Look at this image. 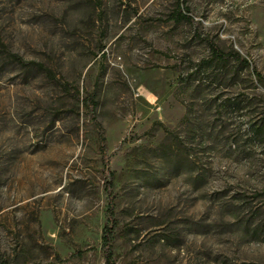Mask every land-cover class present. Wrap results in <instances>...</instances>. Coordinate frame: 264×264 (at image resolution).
Returning a JSON list of instances; mask_svg holds the SVG:
<instances>
[{
	"label": "rangeland",
	"instance_id": "374dc122",
	"mask_svg": "<svg viewBox=\"0 0 264 264\" xmlns=\"http://www.w3.org/2000/svg\"><path fill=\"white\" fill-rule=\"evenodd\" d=\"M110 216L114 264H264V0H0V264Z\"/></svg>",
	"mask_w": 264,
	"mask_h": 264
},
{
	"label": "trees",
	"instance_id": "16d2710c",
	"mask_svg": "<svg viewBox=\"0 0 264 264\" xmlns=\"http://www.w3.org/2000/svg\"><path fill=\"white\" fill-rule=\"evenodd\" d=\"M178 20H183L184 17L180 16L177 18ZM218 51V50H217ZM218 56L220 59H225L227 56L222 55L221 53H218ZM14 57L16 58L17 61L19 62H23L22 59L18 56V55H14ZM31 64L36 65V66H43L40 63H34L31 62ZM48 76H51L50 72L47 73ZM110 212L111 215H113V209H112V205L110 206ZM112 216H110V220H111V225L107 227L106 229V234L104 236V245H105V249H106V264H114V260H113V244H112V239H111V235H112V231L114 228V224H113V220H112Z\"/></svg>",
	"mask_w": 264,
	"mask_h": 264
}]
</instances>
